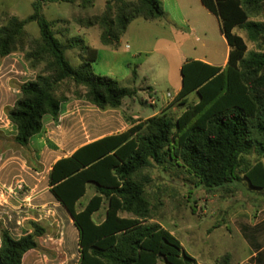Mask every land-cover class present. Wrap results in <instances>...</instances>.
<instances>
[{
    "label": "trees",
    "instance_id": "trees-1",
    "mask_svg": "<svg viewBox=\"0 0 264 264\" xmlns=\"http://www.w3.org/2000/svg\"><path fill=\"white\" fill-rule=\"evenodd\" d=\"M99 0H34L33 13L21 20L0 14V59L22 53L28 67L36 72L33 81L19 85L20 97L6 109L17 128L14 142L28 148L30 140L44 128V118L58 122L61 106L70 98L85 99L106 111L120 109L138 91L125 88L110 77L93 73L98 50L82 46L80 37L64 40L69 29L57 31L60 23L43 15L49 4L66 3L94 7ZM101 14L77 17L85 28L100 29L103 46L118 50L130 25L138 19L166 17L161 0H105ZM216 16L230 47L225 67L189 60L181 68L182 89L175 102L180 115L168 111L147 120L133 122L123 133L89 143L55 163L50 175L51 192L67 210L79 232L78 264H199L180 240L155 219L148 199V169L178 168L191 175L209 193L230 191L247 181L253 190H264V0H201ZM37 23L38 38L27 31ZM237 29L243 30L257 50H248ZM81 48L78 68L67 58L68 51ZM137 80L138 73H133ZM64 83H72V96L59 94ZM84 89V92L81 91ZM197 94L199 102L190 103ZM94 195L83 204L88 188ZM105 207V217L95 216ZM128 215V216H125ZM33 233L19 240L0 226V264H23L24 256L42 250L39 239L47 229L29 222ZM43 251V250H42ZM220 264H232L230 256Z\"/></svg>",
    "mask_w": 264,
    "mask_h": 264
},
{
    "label": "rangeland",
    "instance_id": "rangeland-1",
    "mask_svg": "<svg viewBox=\"0 0 264 264\" xmlns=\"http://www.w3.org/2000/svg\"><path fill=\"white\" fill-rule=\"evenodd\" d=\"M33 2L34 0H0V14L8 13L21 20H27L33 13ZM105 2L99 0L94 7L87 9L78 4H49L44 7L43 15L49 21H68L67 24L60 23L57 31L68 28L71 38L83 39L82 46L97 50L102 48L98 61L93 64V73L110 77L117 80L122 87L138 91L136 97L127 99L135 105L131 109L132 115L142 112V120L157 111L180 115L182 108L175 102L177 91L182 86L180 63L187 59L210 56L209 61L219 66L225 60L227 49L221 40L217 22L208 21L201 12V9L206 13L207 10L201 4L192 6L191 24L195 25L192 32L188 29L172 34L169 30L140 19L130 26L127 36H124L125 41H131V48L127 50V44H123L119 54L112 56L111 50L101 44L98 29L91 30L93 40H90L84 36L85 29L74 22L77 17L101 14L105 9ZM163 7L165 11L164 3ZM2 18L3 16H0V25ZM27 30L36 36L39 32L38 24L29 23ZM235 33L243 37L248 50H257L243 30L237 29ZM81 52V48H76L67 53V58L74 68L80 65ZM27 70L23 60L4 64L0 68V129L8 130L10 134L14 133V128L4 109L13 105L19 97V92L15 90L19 87L18 82L30 79L26 74ZM135 70L138 73L137 80L133 78ZM74 91L75 86L72 83H64L59 94L72 96ZM81 91L84 92V89ZM169 94L174 100L164 105L169 99ZM151 99L156 105L150 104ZM189 102H199L197 94H191ZM257 160L264 163V158L256 155L249 157L251 163ZM144 176L150 180L147 193L155 216L151 222L160 224L174 234L185 251L199 264H220L228 255L232 264H264V250L255 257L257 250L251 243H261L264 238L259 234L260 229L264 227L261 225L264 219V190L251 189L243 174L244 180L233 185L230 191L220 190L213 193L197 186V181L188 173L171 166L168 170L154 166L145 171ZM93 194V188L89 187L82 203L89 201ZM104 213L105 207L100 215L103 216ZM100 220L102 219H97ZM68 247L74 250L76 263L78 253L75 245L70 243ZM44 254L49 256V264L61 263H53L52 255ZM60 255L63 256V252ZM159 264L166 263L160 260Z\"/></svg>",
    "mask_w": 264,
    "mask_h": 264
},
{
    "label": "crops",
    "instance_id": "crops-1",
    "mask_svg": "<svg viewBox=\"0 0 264 264\" xmlns=\"http://www.w3.org/2000/svg\"><path fill=\"white\" fill-rule=\"evenodd\" d=\"M161 1L165 5L166 17L161 20L147 21L149 22L148 24H154L166 31L169 30L172 34L180 30L189 29L191 32L195 30V25L191 24L192 6L195 4H201L203 6L201 0ZM203 8L205 7L203 6ZM201 10L208 21L214 20L217 22L221 32L219 19L206 8L207 13L204 9ZM138 20H135L133 23ZM81 28L85 29L84 36L87 39L89 38L91 40L93 38L91 30L95 28L98 29L100 37L101 32L97 27ZM127 33L124 36H127ZM204 35L207 37L206 33ZM33 36L38 38L40 31L36 36ZM124 36L121 39L118 50L106 47L111 50L112 56L119 54V50L123 47V44H127V50L131 48V41H125ZM221 36V40L226 45L227 53L224 62L219 66L225 67L229 60L230 47L222 32ZM70 38L71 31L69 35L63 37L64 40ZM100 51H102V48L98 50V59ZM139 53H141V50H139ZM209 59L210 56H204L203 58L189 60H199L213 65ZM19 60L25 62L22 53H15L5 59H0V68L4 64L9 65L13 61L18 62ZM189 60L187 59L180 63V70ZM25 64L28 69L26 74L30 79L22 82L19 81V85L27 81H33L36 78V72L32 71L26 62ZM181 89L182 86L178 89L176 96ZM15 90L19 92L20 97L21 92L19 88H15ZM8 98H10V95H8ZM129 102L131 101L126 99L122 108L103 111L85 99L70 98L62 104L58 122L54 121L50 116L44 118L42 132L30 140L28 148L18 146L14 142V138L17 135V128L10 122L6 114V109L13 107L16 102L11 106L8 105L5 107V114L14 128V133L10 134L8 130L0 129V226L9 230L12 237L16 240L33 233V229L28 225L31 221L39 223L47 229L46 235L39 239V244L43 251L33 250L28 252L24 256L23 264H49L51 260L44 253H50L52 255V262L60 261V264L79 263V232L67 210L51 192V171L57 161L71 156L79 148L101 138L123 133L132 127L133 122L142 120V112H137L135 115L131 114V109L135 105L133 101L132 103ZM169 102L171 101L168 99L164 105L169 104ZM159 113V111L155 112L146 118V120ZM90 187L94 190L93 186ZM102 210L95 216L96 220L98 218L103 220L105 217L106 210L103 216L100 215ZM261 225H264V219L261 221ZM259 234L264 236V227L260 229ZM70 243L75 245V250L78 253L76 263H74V250L68 247ZM251 243L257 250V253L254 254L256 257V255L264 250V238L261 243ZM61 252H63V256L60 255Z\"/></svg>",
    "mask_w": 264,
    "mask_h": 264
},
{
    "label": "built area",
    "instance_id": "built-area-1",
    "mask_svg": "<svg viewBox=\"0 0 264 264\" xmlns=\"http://www.w3.org/2000/svg\"><path fill=\"white\" fill-rule=\"evenodd\" d=\"M168 98H169L170 101L174 100V98L170 94L168 95ZM150 104L151 105H155L156 102L153 99H151Z\"/></svg>",
    "mask_w": 264,
    "mask_h": 264
}]
</instances>
